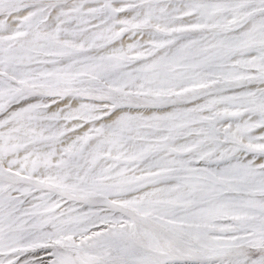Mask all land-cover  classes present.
Returning <instances> with one entry per match:
<instances>
[{"label": "snow or ice", "instance_id": "6c2138e0", "mask_svg": "<svg viewBox=\"0 0 264 264\" xmlns=\"http://www.w3.org/2000/svg\"><path fill=\"white\" fill-rule=\"evenodd\" d=\"M0 264H264V0H0Z\"/></svg>", "mask_w": 264, "mask_h": 264}]
</instances>
